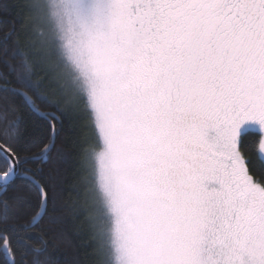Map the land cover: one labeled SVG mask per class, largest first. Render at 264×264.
Instances as JSON below:
<instances>
[{
	"label": "snow or ice",
	"instance_id": "1",
	"mask_svg": "<svg viewBox=\"0 0 264 264\" xmlns=\"http://www.w3.org/2000/svg\"><path fill=\"white\" fill-rule=\"evenodd\" d=\"M9 9L26 20L20 59L0 53V264H45L48 233L67 243L68 156L99 264H264V0ZM37 12L55 18L54 49L33 40ZM68 79L70 105L52 98ZM33 199L42 213L28 212Z\"/></svg>",
	"mask_w": 264,
	"mask_h": 264
},
{
	"label": "trees",
	"instance_id": "2",
	"mask_svg": "<svg viewBox=\"0 0 264 264\" xmlns=\"http://www.w3.org/2000/svg\"><path fill=\"white\" fill-rule=\"evenodd\" d=\"M11 2L12 0H0V3ZM32 19L35 23V14H33ZM25 20V15L17 14L13 9L6 12L0 11V53L8 49L10 54L14 53L16 55L17 60L20 59V53L24 51V46L23 43L18 42L19 29ZM13 28L16 29L15 32H13ZM31 31L34 40V29ZM53 87L56 90V95L52 98L58 101L63 100L70 105L72 94L66 92V89L61 88L59 85H53ZM67 126L68 121L65 120V128ZM63 135L61 134V137L57 139L58 146L63 140ZM256 138L257 134L252 132L249 133L247 140L250 142ZM27 167L35 168L36 165L29 164ZM43 167L44 174H46L48 165L46 164ZM75 167L77 165L71 156L67 157L66 162L61 163L62 183L58 189V206L60 207L67 243L60 239L52 240L51 233H48L46 237L48 239L47 252L46 256L42 257L45 264H99L100 261L94 231L89 222L91 212L89 211L88 199L82 183L78 178L73 177ZM39 205L40 201L33 199L28 212L39 214L41 211ZM48 211L51 212V204L48 206ZM47 223L48 216H44L43 220H40L37 225L33 234V240L37 244L41 241V232L45 230Z\"/></svg>",
	"mask_w": 264,
	"mask_h": 264
},
{
	"label": "rangeland",
	"instance_id": "3",
	"mask_svg": "<svg viewBox=\"0 0 264 264\" xmlns=\"http://www.w3.org/2000/svg\"><path fill=\"white\" fill-rule=\"evenodd\" d=\"M35 29H34V41L37 45H46L50 49L55 48L56 41L62 39L60 31L56 30L55 18L48 17L47 20L44 19V15L40 12L35 13ZM39 32L41 34H39ZM55 58V53L53 51V59ZM66 92L72 94L73 85L70 79L66 80L63 86ZM62 89V90H63ZM98 247V246H97ZM100 261L103 258V254L98 251Z\"/></svg>",
	"mask_w": 264,
	"mask_h": 264
},
{
	"label": "water",
	"instance_id": "4",
	"mask_svg": "<svg viewBox=\"0 0 264 264\" xmlns=\"http://www.w3.org/2000/svg\"><path fill=\"white\" fill-rule=\"evenodd\" d=\"M43 212V210L41 209V211H40V213H42ZM38 219H39V216L37 217ZM40 221V220H39Z\"/></svg>",
	"mask_w": 264,
	"mask_h": 264
}]
</instances>
